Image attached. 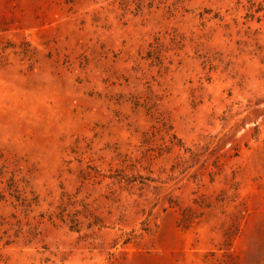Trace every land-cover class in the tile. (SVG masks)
I'll return each instance as SVG.
<instances>
[{
	"label": "rangeland",
	"instance_id": "obj_1",
	"mask_svg": "<svg viewBox=\"0 0 264 264\" xmlns=\"http://www.w3.org/2000/svg\"><path fill=\"white\" fill-rule=\"evenodd\" d=\"M0 264H264V0H0Z\"/></svg>",
	"mask_w": 264,
	"mask_h": 264
}]
</instances>
